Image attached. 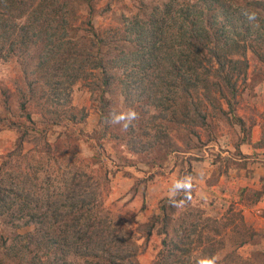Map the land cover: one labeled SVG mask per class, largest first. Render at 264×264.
I'll return each instance as SVG.
<instances>
[{
	"label": "rangeland",
	"instance_id": "obj_1",
	"mask_svg": "<svg viewBox=\"0 0 264 264\" xmlns=\"http://www.w3.org/2000/svg\"><path fill=\"white\" fill-rule=\"evenodd\" d=\"M69 4L75 37L89 46L99 35L109 41L97 56L104 55L109 64L121 50H114L109 35L116 37L128 20L149 15L157 0H70ZM42 53L41 47L32 45L10 60L0 59V167L18 141H24L22 155L28 158H21L22 165H36L37 159L58 177L63 171L58 169L70 165L92 175L104 210L132 232L139 264H155L164 239L175 238L177 230L186 236L192 225H197L192 234L195 252L187 264L242 262L239 245L250 236L248 229L255 230L243 218L240 201H256L259 192L240 185L248 168L260 162V154H248L259 129L264 143V64L249 52L250 68L245 79L238 80L236 95L213 89L219 102L203 108L207 125L191 133L185 124L153 121L152 106L129 107L119 84L124 77L121 70L109 72L110 88L103 84L102 72L89 66L74 85L49 86L48 72H55L42 70ZM116 117L124 119L116 123ZM143 143L155 146L136 152L135 144ZM179 181L188 187L173 191ZM211 201L231 203L221 206ZM1 230L10 237L17 233L5 225ZM254 260L264 264V255L256 253ZM0 264L17 263L1 253Z\"/></svg>",
	"mask_w": 264,
	"mask_h": 264
},
{
	"label": "trees",
	"instance_id": "obj_2",
	"mask_svg": "<svg viewBox=\"0 0 264 264\" xmlns=\"http://www.w3.org/2000/svg\"><path fill=\"white\" fill-rule=\"evenodd\" d=\"M69 3L0 0V59L41 47L42 70L58 77L48 72L51 87L74 85L89 66L102 72L110 88L109 72L121 70L128 106H152L153 121L160 125L185 124L191 133L206 126L203 108L219 102L212 90L236 95L238 80L250 68L249 52L264 64L263 0H157L149 15L128 20L116 37L109 35L114 50L121 49L109 64L104 55L97 57L109 41L99 35L89 46L75 37ZM23 144L18 141L0 167V254L17 264H139L132 232L104 210L93 176L70 165L59 168L58 177L33 156L36 165L24 166ZM154 146L133 148L141 153ZM3 225L17 233L6 236ZM192 226L186 236L177 230L175 238L164 239L155 264H187L195 252L197 225ZM248 230L240 247L257 235Z\"/></svg>",
	"mask_w": 264,
	"mask_h": 264
},
{
	"label": "crops",
	"instance_id": "obj_3",
	"mask_svg": "<svg viewBox=\"0 0 264 264\" xmlns=\"http://www.w3.org/2000/svg\"><path fill=\"white\" fill-rule=\"evenodd\" d=\"M261 131L262 130L259 129V134H254L252 138V145H254V147L249 145L250 148L248 150L249 155L255 154L256 152L260 154V162L258 164V167L254 168L255 166H253L252 169L250 167L248 168V174L242 179V184L240 185L244 189H253L259 192V198L256 201H240V206L243 210L244 215L243 218H245V221L249 226H252L254 228L257 235L253 240H249L244 246L239 249V255L242 259V262H238L237 264H256L254 255L256 253H262L264 255V143L262 142ZM245 149L247 150V145ZM251 170H256V173H252ZM201 192L203 194V190ZM208 193L209 191H207L206 194ZM227 196L229 197L228 194ZM196 202L198 203L200 201ZM211 202H213L214 205L221 206H223L224 204L229 205L231 203V201Z\"/></svg>",
	"mask_w": 264,
	"mask_h": 264
},
{
	"label": "clouds",
	"instance_id": "obj_4",
	"mask_svg": "<svg viewBox=\"0 0 264 264\" xmlns=\"http://www.w3.org/2000/svg\"><path fill=\"white\" fill-rule=\"evenodd\" d=\"M248 19L249 20H254L255 19V14H251L248 16ZM131 118H134V113L131 114ZM124 119V117H116L115 121L116 123H119L120 120ZM188 187V184H186L184 181H179L177 182L174 186H173V191H175L176 189H179V188H186Z\"/></svg>",
	"mask_w": 264,
	"mask_h": 264
}]
</instances>
